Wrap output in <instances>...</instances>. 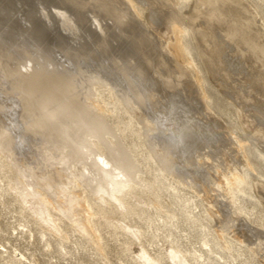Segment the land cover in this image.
Wrapping results in <instances>:
<instances>
[{
    "label": "rangeland",
    "instance_id": "rangeland-1",
    "mask_svg": "<svg viewBox=\"0 0 264 264\" xmlns=\"http://www.w3.org/2000/svg\"><path fill=\"white\" fill-rule=\"evenodd\" d=\"M263 162L264 0H0V264H264Z\"/></svg>",
    "mask_w": 264,
    "mask_h": 264
},
{
    "label": "bare ground",
    "instance_id": "bare-ground-1",
    "mask_svg": "<svg viewBox=\"0 0 264 264\" xmlns=\"http://www.w3.org/2000/svg\"><path fill=\"white\" fill-rule=\"evenodd\" d=\"M197 3H198V2H197ZM183 5H184V4H183ZM193 5H194V4H193ZM211 8H212V7H211ZM215 8H216V7H215ZM35 10H36V9H35ZM130 12H131V11H130ZM154 16H155V15H154ZM156 21H157V20H156ZM175 22H176V21H175ZM170 24H171V23H170ZM173 25H174V24H173ZM171 26H172V25H171ZM172 27H173V26H172ZM172 29H173V28H172ZM179 29H180V28H179ZM179 29L177 28L176 31H177V34H178L179 39H180L181 37L183 38V36L185 35V32H184V31H181V29H180V30H179ZM41 34H42V32H41ZM41 34H40V35H41ZM257 34H258V33H257ZM175 36H176V34H175ZM175 49H176V48H175ZM179 49H181V45L179 46ZM176 50H177V49H176ZM53 52H54V51H53ZM245 52H246V51H245ZM34 53H35V51H34ZM30 54H31V53H30ZM32 54H33V53H32ZM32 54H31V57H32ZM35 54H36V53H35ZM35 54H34V55H35ZM66 57H67V56H66ZM27 61H28V60H27ZM47 66H48V65H47ZM54 66H56V65H54ZM59 66H61V65H59ZM111 67H112V66H111ZM19 68H20V67H19ZM42 68H43V67H42ZM42 68H41V69L39 68L40 70L37 69V70L39 71V73H40V71L42 72V70H43ZM20 69H21V68H20ZM20 69H19V70H20ZM44 69H45V68H44ZM47 69H48V67H47ZM18 72H19V71H18ZM138 73H139V72H138ZM96 74H97V73H96ZM18 75H19V74H18ZM37 75H38V74H37ZM37 75H36V76H37ZM6 76H7V75H6ZM34 76H35V75H34ZM93 76H94V75H93ZM19 78H20V77H19ZM34 78H35V77H34ZM36 78H37V77H36ZM93 79H94V78H93ZM99 79H100V78H99ZM131 79H132V78H131ZM25 80H26V79H25ZM73 80H74V79H73ZM95 80H96V78H95ZM95 80H94V81H95ZM91 81H92V80H91ZM131 81H132V80H131ZM31 82H32V84L34 85V87L37 86V81L34 80L33 77L31 78ZM120 82H121V81H120ZM122 82H123V81H122ZM122 82H121V83H122ZM132 82H133V81H132ZM29 83H30V82H29ZM81 83H82V82H81ZM133 83H134V82H133ZM21 86H22V85H21ZM29 86H30V85H29ZM66 86H67V85H66ZM87 86H88V85H87ZM16 88H18V86H17ZM129 90H130V89H129ZM37 91H38V89H37ZM79 91H80V90H79ZM77 92H78V91H77ZM4 94H5V93H4ZM54 94H55V93H54ZM73 95H74V94H73ZM26 96H27V95H26ZM128 96H129V95H128ZM144 96H145V95H144ZM47 97H49V96H47ZM47 97H45V98H47ZM68 98H69V97H68ZM27 99H28V98H27ZM145 99H146V98H145ZM11 100H12V99H11ZM43 100H44V99H43ZM142 100H143V99H142ZM9 102H10V101H9ZM12 102H13V101H12ZM14 102H15V101H14ZM42 102H43V101H42ZM50 102H51V101H50ZM65 102H67V101H65ZM68 102H69V101H68ZM10 103H11V102H10ZM7 104H9V103H7ZM61 104H62V103H61ZM71 104H72V103H71ZM11 105H13V104H11ZM14 105H15V103H14ZM66 105H67V103H66ZM68 106H69V105H68ZM11 107H12V106H11ZM16 107H17V106H16ZM11 109H12V108H11ZM25 109H26V108H25ZM67 109H68V108H67ZM13 110H14V108H13ZM14 111H15V110H14ZM54 111H55V110H54ZM39 112H40V111H39ZM72 112H73V111H72ZM74 112H75V111H74ZM76 112H77V111H76ZM19 113H20V112H19ZM44 115H45V114H44ZM60 117H61V116H60ZM75 117H76V116H75ZM163 117H164V116H163ZM32 118H33V117H32ZM80 118H81V117H79L78 119H80ZM161 118H162V117H161ZM16 119H17V118H16ZM70 119H72V118H70ZM68 120H69V119H68ZM74 120H75V118H74ZM157 120H158V119H157ZM159 120H160V118H159ZM161 120H162V119H161ZM16 121H17V120H16ZM18 121H19V120H18ZM23 121H24V120H23ZM70 121H71V120H70ZM72 121H73V120H72ZM72 121H71V122H72ZM28 122H29V121H28ZM75 122H76V120H75ZM77 122H79V121H77ZM161 122H162V121H161ZM23 123H24V122H23ZM36 124H37V123H36ZM80 124H81V123H80ZM30 125H31V124H30ZM168 125H169V124H168ZM20 126H21V125H20ZM65 126H66V125H65ZM22 128H23V127H22ZM35 129H36V128H35ZM68 129H70V128H68ZM28 130H29V129H28ZM79 130H80V129H79ZM2 131H3V130H2ZM31 132H32V131H31ZM34 132H35V131H34ZM72 132L74 133V130H73ZM75 132H76V130H75ZM83 132H84V131H83ZM73 133H72V134H73ZM78 133H79V132H78ZM188 133H189V131H188ZM43 134H44V133H43ZM81 134H82V133H81ZM189 134H190V133H189ZM84 135H85V134H84ZM59 136H60V135H59ZM87 136H88V134L86 135V137H87ZM89 136H90V135H89ZM181 136H182V135H181ZM57 137H58V136H57ZM79 137H80V136H79ZM156 137H157V135H156ZM182 137H183V136H182ZM185 137H186V136H185ZM188 137H189V136H188ZM176 138H177V137H176ZM56 139H57V138H56ZM76 139H77V138H76ZM76 139H75V141H76ZM87 139H88V138H87ZM87 139H86V140H87ZM77 140H78V139H77ZM176 140H177V139H176ZM78 141H79V140H78ZM172 141H173V140H172ZM178 141H180V138H179ZM76 142H77V141H76ZM19 143H20V142H19ZM23 143H24V142H23ZM79 143H81V142H79ZM174 143H176V142L174 141ZM86 144H87V143H86ZM170 144H172V142H171ZM172 145H173V144H172ZM75 147H76V146H75ZM75 147H74V148H75ZM86 147H87V146H86ZM86 147H85V148H86ZM173 147H174V146H173ZM174 148L177 149V151H178V148H176V147H174ZM79 149H80V147H79ZM79 149H78V150H79ZM87 149H88V148H87ZM175 149H174V150H175ZM66 150H67V149H66ZM169 150H170V149H169ZM61 151H62V149H61ZM61 151H60V152H61ZM80 151H81V150H80ZM170 151H171V150H170ZM172 153H173V152H172ZM175 153H176V152H175ZM85 154H86V153H85ZM89 154H90V153H89ZM173 154H174V153H173ZM79 155H81V154H79ZM83 155H84V154H83ZM64 156H65V154H64ZM76 156H77V155H76ZM58 158H59V157H58ZM58 158H57V159H58ZM63 159H64V158H63ZM75 159H76V158H75ZM73 161H74V159H73ZM125 161H126V160H125ZM71 162H72V161H71ZM71 162H70V163H71ZM263 163H264V162H263ZM127 167H128V166H127ZM130 168H131V166H130ZM131 169H132V168H131ZM126 170H127V169H126ZM131 171H132V170H131ZM100 172H101V171H99V173H100ZM105 172H106V171H105ZM129 172H130V171H129ZM97 173H98V172H97ZM99 173H98V175H99ZM134 173H135V172H134ZM100 174L102 175V173H100ZM104 174H105V173H104ZM126 174H127V173H126ZM130 174H131V173H130ZM98 175H97V176H98ZM128 176H129V174H128ZM130 177H131V176H130ZM95 178H96V177H95ZM104 179H105V178H104ZM92 180H93V179H92ZM95 180H96V179H95ZM99 180H100V179H99ZM94 182H95V181H94ZM98 182H99V181H98ZM96 185H97V184H96ZM260 237H261V236H260ZM258 238H259V237H258ZM258 238H257V240H258ZM254 240H255V239H254Z\"/></svg>",
    "mask_w": 264,
    "mask_h": 264
}]
</instances>
